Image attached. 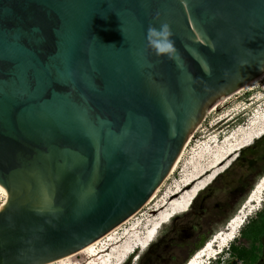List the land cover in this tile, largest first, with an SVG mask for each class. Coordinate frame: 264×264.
I'll return each mask as SVG.
<instances>
[{"label":"water","instance_id":"water-1","mask_svg":"<svg viewBox=\"0 0 264 264\" xmlns=\"http://www.w3.org/2000/svg\"><path fill=\"white\" fill-rule=\"evenodd\" d=\"M165 22L175 60L143 52ZM263 72L264 0H0V264L113 229L213 104Z\"/></svg>","mask_w":264,"mask_h":264},{"label":"rangeland","instance_id":"rangeland-1","mask_svg":"<svg viewBox=\"0 0 264 264\" xmlns=\"http://www.w3.org/2000/svg\"><path fill=\"white\" fill-rule=\"evenodd\" d=\"M237 91L231 93L234 95L219 111L208 110L194 127L193 131L197 132L184 151L178 173L164 185L169 188L196 169L223 160L194 185L211 176L215 178L200 191L188 211L177 214L160 228L155 241L139 254L138 259L132 256L125 264H181L198 243L200 233H216L224 229L228 219L242 206L264 175V79L235 94ZM187 162H190V168L183 170V164ZM153 204L136 217L147 216ZM263 208L264 205L243 226L249 230L258 228L259 234L244 240L240 231L232 242L235 249L242 246L249 249L247 261L235 259L236 264H264V213L258 216ZM229 248L222 254L227 255L231 251Z\"/></svg>","mask_w":264,"mask_h":264},{"label":"bare ground","instance_id":"bare-ground-1","mask_svg":"<svg viewBox=\"0 0 264 264\" xmlns=\"http://www.w3.org/2000/svg\"><path fill=\"white\" fill-rule=\"evenodd\" d=\"M263 79L264 72L238 90L235 94ZM233 95L230 94L219 99L209 109L210 112L219 111L220 107ZM261 99L262 97L259 98V100ZM196 132L197 130L190 133L185 147L177 156L165 181L157 186L154 194L143 207L131 214L106 234L93 240L83 248L45 264H125L132 256H134V259H138L139 254L148 249L155 241L160 228L177 214L188 211L194 198L201 190L207 187L215 177L211 176L197 185H194L195 182L201 180L223 162V160H221L216 164H209L202 168H198L186 178L179 180L169 188L165 187L164 183L170 181L171 177L176 176L178 173L177 171L180 169L179 164L183 159L184 151L192 141L194 133ZM262 132L264 133V131ZM256 137L257 135L254 136V138ZM189 165L190 162H187L185 165L183 164V170H188L190 168ZM161 195L162 197L157 200ZM151 204H153V206L148 209L147 216L143 215V218L136 217ZM243 204V206H240L229 218L224 229L216 232L208 241L207 245L202 247L183 264H209L212 259H215L230 246L237 238L248 219L257 213L264 205V175L251 190ZM0 205H2V207H0L1 211L6 205V194L1 185ZM138 250L140 251L139 253Z\"/></svg>","mask_w":264,"mask_h":264},{"label":"clouds","instance_id":"clouds-1","mask_svg":"<svg viewBox=\"0 0 264 264\" xmlns=\"http://www.w3.org/2000/svg\"><path fill=\"white\" fill-rule=\"evenodd\" d=\"M120 31L124 35L123 29L120 26ZM173 31L168 23H161L159 28L150 25L145 35V47L143 52H151L158 59L166 57L169 60H175L177 49L173 40ZM115 47L114 45H111Z\"/></svg>","mask_w":264,"mask_h":264},{"label":"trees","instance_id":"trees-1","mask_svg":"<svg viewBox=\"0 0 264 264\" xmlns=\"http://www.w3.org/2000/svg\"><path fill=\"white\" fill-rule=\"evenodd\" d=\"M199 193H198V195H199ZM198 195L194 198L193 202L196 201ZM263 213H264V208L258 213V216H262ZM214 234L215 233H209V234L200 233L198 243L195 244V247L190 251L189 256L181 264L185 263L193 254H195L198 250H200L202 247H204L206 242H208ZM258 234H259L258 228L249 230V229H247V226H246L244 228L242 227V229H241V237L244 240L252 239V238L256 237ZM229 249L231 251L228 252L227 255H223L222 253L219 254L215 258V260L211 262V264H236L235 259L240 260L242 262L247 261L248 256H249V249L247 248V246H242L239 249H235V247L232 243V244H230ZM226 252L227 251L225 250L223 253H226Z\"/></svg>","mask_w":264,"mask_h":264},{"label":"snow or ice","instance_id":"snow-or-ice-1","mask_svg":"<svg viewBox=\"0 0 264 264\" xmlns=\"http://www.w3.org/2000/svg\"><path fill=\"white\" fill-rule=\"evenodd\" d=\"M0 207H2V205H0Z\"/></svg>","mask_w":264,"mask_h":264}]
</instances>
